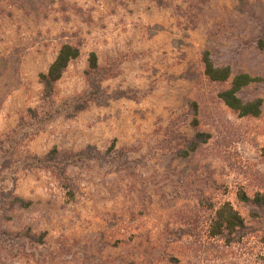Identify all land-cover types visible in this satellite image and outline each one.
Instances as JSON below:
<instances>
[{
    "label": "rangeland",
    "instance_id": "374dc122",
    "mask_svg": "<svg viewBox=\"0 0 264 264\" xmlns=\"http://www.w3.org/2000/svg\"><path fill=\"white\" fill-rule=\"evenodd\" d=\"M263 32L264 0H0V264H264V209L239 198L264 197ZM205 51L256 78L259 116L218 98ZM226 202L244 226L211 236Z\"/></svg>",
    "mask_w": 264,
    "mask_h": 264
},
{
    "label": "trees",
    "instance_id": "16d2710c",
    "mask_svg": "<svg viewBox=\"0 0 264 264\" xmlns=\"http://www.w3.org/2000/svg\"><path fill=\"white\" fill-rule=\"evenodd\" d=\"M256 45L259 49L264 50V32L257 39ZM79 55L78 48L69 44H64L58 50L56 56L47 67L45 72L39 74V82L43 87V92L48 96L52 93L55 83L60 79L63 71L67 67L68 63L77 58ZM203 64L204 75L208 80L217 83H228V86L218 93V98L232 111L236 112L240 117L252 116L257 117L261 113L262 99L254 98L251 100H243L239 97V92L250 83L254 82L256 78L251 77L247 73H238L231 77V70L229 66H217L213 63L209 52L205 51L201 58ZM89 69L90 78L89 82L93 87L98 86V72L97 59L94 53L89 56ZM95 88V89H96ZM204 134L198 133L192 140L193 150L199 143L204 142ZM93 147H87L84 151L78 154L79 159L93 157ZM239 198L244 202L252 212L260 213L264 209V197L262 195H255L249 197L244 193H239ZM30 201H27L19 196L12 195L7 203L8 209L15 207L25 208L29 205ZM244 226L243 219L239 213L233 209L229 203H223L219 205L214 212L211 223L209 225V233L211 236H222L227 239L233 232H236ZM35 241L34 237L31 238ZM42 243V239L35 241Z\"/></svg>",
    "mask_w": 264,
    "mask_h": 264
}]
</instances>
